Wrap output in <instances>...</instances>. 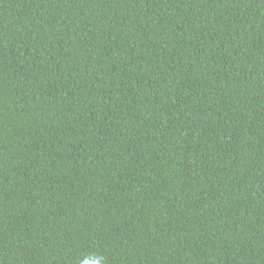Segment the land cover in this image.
I'll use <instances>...</instances> for the list:
<instances>
[{
  "label": "trees",
  "instance_id": "trees-1",
  "mask_svg": "<svg viewBox=\"0 0 264 264\" xmlns=\"http://www.w3.org/2000/svg\"><path fill=\"white\" fill-rule=\"evenodd\" d=\"M264 264V0H0V264Z\"/></svg>",
  "mask_w": 264,
  "mask_h": 264
},
{
  "label": "clouds",
  "instance_id": "clouds-1",
  "mask_svg": "<svg viewBox=\"0 0 264 264\" xmlns=\"http://www.w3.org/2000/svg\"><path fill=\"white\" fill-rule=\"evenodd\" d=\"M78 264H108L107 258L99 252H91L86 258L79 261Z\"/></svg>",
  "mask_w": 264,
  "mask_h": 264
}]
</instances>
